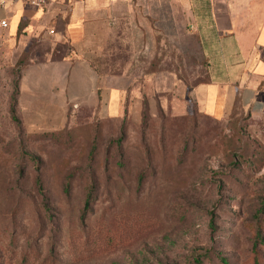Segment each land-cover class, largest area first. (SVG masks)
<instances>
[{
  "label": "rangeland",
  "instance_id": "obj_1",
  "mask_svg": "<svg viewBox=\"0 0 264 264\" xmlns=\"http://www.w3.org/2000/svg\"><path fill=\"white\" fill-rule=\"evenodd\" d=\"M133 1L154 47L130 56L121 21L104 59L127 75L109 110L28 108L21 68L49 42L16 51L0 29V264H264V113L206 114L186 3Z\"/></svg>",
  "mask_w": 264,
  "mask_h": 264
},
{
  "label": "crops",
  "instance_id": "obj_2",
  "mask_svg": "<svg viewBox=\"0 0 264 264\" xmlns=\"http://www.w3.org/2000/svg\"><path fill=\"white\" fill-rule=\"evenodd\" d=\"M181 2L187 5L185 27L196 34L206 60L208 79L192 87L203 111L222 116L236 104L253 116L264 113V0ZM136 5L133 0H46L39 5L0 0V16L8 22L3 36L13 49L21 50L31 39L50 45L44 58L21 68L19 100L30 109H50L55 101L57 111L69 102L112 109L123 87L111 80L127 73L125 66L109 70L104 57L121 21L135 31L130 56L154 47L152 40L145 45L140 26L131 27ZM60 44L62 51L50 57Z\"/></svg>",
  "mask_w": 264,
  "mask_h": 264
},
{
  "label": "built area",
  "instance_id": "obj_3",
  "mask_svg": "<svg viewBox=\"0 0 264 264\" xmlns=\"http://www.w3.org/2000/svg\"><path fill=\"white\" fill-rule=\"evenodd\" d=\"M25 1L29 4L39 5L46 0H25ZM7 24H8L7 20L4 17L0 16V27L4 28L7 26Z\"/></svg>",
  "mask_w": 264,
  "mask_h": 264
}]
</instances>
